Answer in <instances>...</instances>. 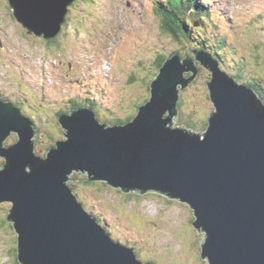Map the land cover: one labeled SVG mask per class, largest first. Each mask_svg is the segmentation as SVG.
Segmentation results:
<instances>
[{"label":"water","instance_id":"1","mask_svg":"<svg viewBox=\"0 0 264 264\" xmlns=\"http://www.w3.org/2000/svg\"><path fill=\"white\" fill-rule=\"evenodd\" d=\"M72 1L9 4L17 21L49 39ZM193 51L211 74L204 131L174 124L180 92L198 72L195 59L178 56L154 76L150 100L132 122L101 123L88 107L61 114L63 138L44 158L33 154L36 132L21 107L0 101V202L12 203L6 220L18 233L21 264H154L116 242L77 201L67 181L84 171L88 181L126 193L187 203L192 225L204 231L200 255L209 264H264V104L209 54ZM8 133L17 141L4 147Z\"/></svg>","mask_w":264,"mask_h":264},{"label":"rangeland","instance_id":"2","mask_svg":"<svg viewBox=\"0 0 264 264\" xmlns=\"http://www.w3.org/2000/svg\"><path fill=\"white\" fill-rule=\"evenodd\" d=\"M104 1L105 0H77V16L72 14L69 16L67 21L70 22L68 26L69 29L74 31V34L71 36L73 39H77L80 44L89 42L84 46L85 56L87 59L83 53H78V56L83 60V62H85L82 65L83 75L79 74L77 77L78 82H80L79 85L82 84V81L87 83V79L92 76V72H94L95 75L98 73V69L96 70L93 68V70H89L88 68L89 66L98 63L96 60L98 59L96 58L97 53L92 47H96L97 45L102 47L103 43L101 41L96 42L98 38L90 42L91 38L89 35V30H94L95 28H99L101 26V23L98 21V14L100 10L98 11L96 9L97 2H101L102 7L100 9L103 18L108 19V9L104 5ZM133 1L136 2V5L130 0H115L116 7L114 6V9H110V14L114 12L116 23L114 24L112 21H110L105 25V27L101 29L106 31L104 37L102 38L105 42L111 41L113 35L115 34L116 43L120 44L121 46V57L129 59L122 63L118 51L112 53L109 52V56L111 57L110 60L115 73L122 71V67L125 63H127L128 66L127 68L126 66L123 68L128 70L130 73H136V65L135 61L133 60L134 56L130 58L128 53V50L131 48L127 42L129 38L126 37L127 33H131L133 27L135 26H144V29L146 30V36L142 37L141 34H139V37L145 40L148 39V43L151 45L157 43L162 53H168L178 47L184 51L186 46H195V40L189 41L184 38L186 37L185 35L182 36L183 38L180 37V39L176 41L161 33L160 30H158L159 23L157 18L153 14L152 4L150 3L143 7L139 0ZM141 1L145 4V0ZM223 1L225 2V6L223 5ZM0 5H2L1 0ZM204 5L208 9L212 7L215 9L213 13H208L210 17H214L215 15H220L221 17L222 13L224 16H226V19L225 17H222L218 20V22L217 19H214L215 17L212 18L213 21H210L209 25L212 27V25L217 22V27L219 28L214 30L215 25L213 26L214 28L206 27L207 31L209 32H207L205 40L208 38V36H210L208 38L210 46L213 42L217 46L225 49L228 55L225 54V56L221 58L225 61L224 64L228 62V66L233 69V71H231L233 76L237 77L240 73L243 74V76L237 77L239 82H250L252 84L257 82L261 88H264V56H262L264 55V0H207L204 1ZM231 15L235 20L230 18ZM227 20L230 22L229 26L225 24ZM254 21L257 23H254ZM239 24L242 26L245 24L246 25L242 27ZM194 25H197L194 27L195 31L199 33L201 37H203V22L197 20L194 22ZM199 28L202 29L200 30ZM223 33L226 34L225 39H227V41H224ZM195 36L196 40L200 39V37L193 31V38ZM19 40L21 41L20 36ZM30 41L37 44V49L35 48L33 51L39 50V53H41L39 44H45L46 42H38L33 40ZM136 41L137 40L130 39L129 43L132 44ZM196 42L198 43V41ZM228 42L235 45L234 50L231 48V45ZM20 43V47L28 45V43L24 41H21ZM138 43L140 45L141 42L138 41ZM33 46L34 45H31V47ZM140 48L141 50L138 53V57L143 56L145 58V56L148 55V52L145 49V44L142 46L140 45ZM211 48L214 52H216L215 49L217 48L213 49L212 46ZM231 49L237 53L235 54L236 57L230 53L232 51ZM184 54L187 56L186 53ZM180 55L183 57L182 53ZM237 55L240 56L238 59ZM228 57L232 60L228 61ZM99 61L103 64L106 60L99 59ZM147 61H150L149 57L147 58ZM154 63L155 62L150 61L149 67L153 68L155 66ZM11 64V61H9L6 66L0 64V66L3 68L4 74L7 75V77L4 75V80L3 84L0 86V91L3 92V88H6V92L4 93L6 95H9V93L17 94V88L14 85L15 82H12L13 77H11V75L13 76L15 74H19V66H21L23 73H27L25 66H23L25 65L24 63L23 65L15 66H10ZM197 64L198 75L193 84L185 88L182 93V99L185 106L182 103L179 118L174 124L177 127H187L188 125L186 122L188 120L190 125L195 129H198L202 125L199 130L196 131H204L205 125L203 124L210 116L211 109L213 108L212 102L209 100V96H207L206 89L207 81L209 80L210 75L206 68L201 67L198 62ZM149 67L148 72H139V76L145 79V82L140 79L139 81H136V83L139 82L137 86L133 85L127 87V84L125 85L127 82L126 79L128 78L129 81L130 78V75L127 73H122L123 77L121 78L119 74L118 79L110 75L108 78H111V81H113L115 86L113 87L112 83H109V80L107 79L105 88L106 90L104 92L105 94H103L101 97H99L98 93L92 92L94 89V84L92 85L93 87H88L91 85L90 83L87 84V89L82 88V90H80L79 96L85 93L89 94L97 99L99 103L100 99H102L103 105L106 107V109H111L112 112H114V109H116L119 118H121L123 111L120 110V108H118L116 105L118 100H125V98L140 96L141 104L144 103L141 100L145 97V95H148V97L150 96L148 85L153 78V73H151L152 70H150ZM48 69L51 70L53 68L48 67ZM60 76V74L57 75V80L59 81L61 79ZM24 81L29 82L34 87L39 84L38 82L40 81V78L38 73L35 77L25 74ZM46 83L47 81L45 84ZM58 87H62V85H59ZM54 88L56 89L57 87ZM67 91L69 92L70 89L67 88ZM35 94L38 95L39 91H35ZM36 95L34 96L38 97ZM51 95L52 98L49 97V99L54 101L56 93L52 89ZM25 96L30 97L31 91L27 95L25 94ZM120 106L123 109V104H120ZM35 109L38 111L37 108ZM23 110L32 112L33 108H30V106L27 105ZM99 113L102 116L109 115L105 109H100ZM31 119L35 120V114L31 115ZM97 119L99 122L104 123L102 119L98 117ZM106 123H111V121H106ZM50 126L52 127L48 128V131L52 133H58L52 123ZM42 131L45 132L44 129H42ZM41 135H43V133L38 131L37 137L35 136V138H39V141L36 144L34 151L37 155L44 157L47 146L50 143H53V141H51L49 135L46 137ZM8 138L9 139L6 141L7 145L5 146L14 143L17 139L14 137V133H12ZM2 163L3 160L0 158V167ZM82 176H87V174H82ZM71 178L74 181L68 180L67 183L71 185V183L74 182L73 193L76 194L79 200H82V202L86 204L85 208H87L91 213H95L94 215H97L101 218L99 222L107 228L112 238L124 243V245L134 248L138 259L142 261L154 260L156 264H180V261L182 264H205V262L208 264L207 259L202 258L200 255L201 238L204 236V231H201V228L196 229L192 225L194 221V214L187 203L169 199L168 197L155 192H148L144 195H138L137 193L129 195L126 194V192L119 191L120 189L111 187L109 185L107 186L100 181H97L96 183H81L79 182L81 177H77L75 175ZM133 192L134 191H132V193ZM10 206L11 204L6 201L0 203V264H19L16 259V239L18 233L15 232V229L11 223L6 220ZM186 216L189 220H181ZM186 233L192 238V246L197 247L194 251L190 250L189 246L181 247L177 243V239L183 238ZM187 240H189V238H187Z\"/></svg>","mask_w":264,"mask_h":264},{"label":"trees","instance_id":"3","mask_svg":"<svg viewBox=\"0 0 264 264\" xmlns=\"http://www.w3.org/2000/svg\"><path fill=\"white\" fill-rule=\"evenodd\" d=\"M198 7H199V4L197 2H195L193 0H186L182 4L179 13L181 15L185 16L186 14H188V10L192 9L195 12V14L199 15L200 18H202L203 21L205 22L206 19H208L207 17H209V14H208L209 12L207 11V8H203L204 11H201L200 9L198 10ZM175 15H176L175 11H172V12H169V13H165V14L162 15L163 26L166 29H168L171 33H174V34H175V32L173 30V27H174L175 23H176L177 27H178L179 24H182V26H184L187 29L183 18L178 14L177 18H176V21H175L173 19L175 17ZM206 31H207V28L204 26V30H203L202 34L205 37L207 35ZM204 33H206V34H204ZM192 34L193 33H191L190 36H189V34H186V36H187V38L190 37L191 40H195L196 37L192 38L193 37ZM197 34L200 37V39H197L196 41H198V45H199L200 48L201 47H205L206 48L204 43L206 45H210L208 39H206V41H205V37L202 39L201 35L199 33H197ZM223 36H224L223 38L225 40L226 36L225 35H223ZM207 42H208V44H207ZM67 45H68L67 49H69L70 45L69 44H67ZM60 46H61V44L47 46L46 58L47 57H49V58H51V57H61L60 54H64V49L62 47H60ZM216 48L218 49V52H219V53L216 52L218 55H220V56L221 55L225 56V54L228 55L225 50H223L221 52V50H222L221 48L222 47H219V46L217 47L216 46ZM147 52H148V55L145 56V58L143 56H140L138 59L135 60V64L138 65L139 70H138V72L136 74H133V73L129 74L131 80L127 81V83H126L127 87L133 86V85L137 86L139 84V82L136 83V81H139L140 79H142V81L145 82V79H143L141 76H139V72H148V67H149L150 61H153L154 59H156V58L161 56V49L158 47L157 43L152 44V46L149 48V50ZM174 53H177V51L172 52L170 55H172ZM235 54H237V53L234 52L233 55L235 56ZM223 56H221V57H223ZM148 57H149L150 61H147ZM166 57L167 56H165V57L161 56L160 60L156 64L154 63L155 66L153 68H149L150 70H152L151 73L155 74L154 73V69H156V68H157V71H158V69L160 68L162 62L164 61L163 58H166ZM72 67L73 68H69L67 62H64V61H60L59 62V68H61L66 73L74 72L73 73L74 75H79L80 72H81V68L78 65H75V64ZM224 69L227 71L226 67ZM229 73L231 75H233L231 73V71ZM4 75H6V74L3 73V75L0 76L1 77L0 78V83H2V84H3V80H4ZM5 77H7V75ZM11 77H13L12 78V82L13 83L14 82L16 83L18 81L23 80V77L20 74H15L13 76L11 75ZM235 79L239 83V81L237 80V77ZM142 84H145V83H142ZM240 84H242V82H240ZM250 89H251V91L253 90V92H255L264 101V90L260 86L256 85V89H254L253 87L250 88ZM42 90H45L44 86H42ZM148 99H149V97L148 96L146 97V95H145V97L141 101L145 103ZM0 100H7V101H10V102H12V103H14L16 105H20V104L23 103L25 106H27V105L31 106L30 108H33V111L30 112V113L31 114H35V116L38 118V121L40 122V125H38L37 122H35L33 119H31V117H29L25 113L24 114L27 117L30 118V121L32 122V124L34 123L33 127L35 128V130L40 132V131H42V129L44 127L45 128V133H43V134H46V136L49 135V137L51 138L52 141H56L57 139H60L61 135L63 134V132H61L60 124L58 122V117L61 114L68 113L69 110H76V109L80 108L81 106H87V107L91 108L92 110H94L96 112L98 118H100V119H102L104 121H111L110 125L117 126V124L118 125H124L128 121L131 122L133 120V118H134L133 114H135L136 110H138V107H140V105L144 104V103L140 104V96H138V97L133 96L131 98H125V100L124 99L118 100L116 105L118 106V108H120V110L123 111V113L121 115V118L118 119V113H117L116 109H114L115 113L114 112L112 113V111H108L110 116L109 115L102 116L99 113V110L101 109L100 104L98 103V101H96V99H94L92 97L91 98L90 97H85V98L81 97L79 100L78 99L77 100H69V104H66V105L69 106V108H67L66 105H61V106L57 105V106L51 107L49 101L47 100V98L45 100L44 97H42L40 100H35L33 103H30L29 99H27V98H24L23 100H18V101H13V100L6 99V98H2V99L0 98ZM182 103L184 104L183 100H180L179 103H178V109H180V112H181ZM120 104H123V109L121 108ZM184 106H185V104H184ZM35 108H37L38 111H36ZM101 113H103V112H101ZM42 121H43V123H42ZM51 123L54 125L55 130L58 133H52V132L48 131V128L52 127V126H50ZM187 123H188V125L190 124V122L188 120H187ZM188 127L190 128L191 126L189 125ZM50 147H51L50 145L47 146L46 151L49 150ZM75 175L77 177H81V179L79 181L81 183H96L97 182V181H89V182L86 181L85 177H87V176H82L80 172L74 174V176ZM103 184H106V183L103 182ZM71 186H72V188H74L73 187L74 186V182L71 183ZM133 194H135V193H133ZM129 195H132V193H130ZM94 216H95L96 220H98V221L101 220V218L99 216H97V215H94ZM181 220H189V219L186 216V217H183ZM187 238H189V240H187ZM191 242H192V238L190 236H188L187 233H186L185 236H183V238L177 239L178 245H180L181 247L189 246L190 250L194 251L197 247L192 246ZM178 245H177V248H178ZM199 251H200V249H199ZM182 259H184V258H182ZM17 262H19L18 258H17ZM151 262L156 264L154 260H151ZM180 264H182L181 261H180ZM205 264H206V262H205Z\"/></svg>","mask_w":264,"mask_h":264},{"label":"bare ground","instance_id":"4","mask_svg":"<svg viewBox=\"0 0 264 264\" xmlns=\"http://www.w3.org/2000/svg\"><path fill=\"white\" fill-rule=\"evenodd\" d=\"M100 1V0H99ZM132 3L134 2V4L136 3L135 1H133V0H130ZM169 3V0H166L165 1V4H168ZM199 4V7H198V10L200 9L201 11H204V9H203V7L201 6V4L200 3H198ZM136 5V4H135ZM102 6H101V2H97V6H96V9L99 11V12H101V8ZM212 17V16H211ZM215 17V18H214ZM214 17H212V18H214V19H221V17H220V15H215ZM221 21V20H220ZM218 22V21H217ZM200 23V22H199ZM209 20L208 19H206V21L203 23V25L205 26V27H207V28H214L213 26L214 25H212V27L209 25ZM214 23V22H213ZM58 24H60V22L58 23ZM227 26H229V24H230V22H229V20H227L226 21V23H225ZM197 26V25H196ZM195 25H194V27H196ZM58 27H59V25H58ZM200 27V26H199ZM202 27V26H201ZM198 28V27H197ZM216 28H219V27H215L214 28V30L216 29ZM229 28H231V27H229ZM200 29V28H199ZM202 29V28H201ZM200 29V30H201ZM210 30V29H209ZM212 30V29H211ZM213 30V31H214ZM217 30V29H216ZM142 31H144V30H142ZM231 31H232V29H231ZM206 32H209V31H206ZM195 33V32H194ZM204 34H206V33H204ZM193 35V34H192ZM198 35V34H197ZM203 35V34H202ZM212 35V34H211ZM216 35V34H215ZM223 35H226V34H224L223 33ZM217 36V35H216ZM192 37V36H191ZM196 37V36H195ZM203 37H205V36H203ZM203 37H201V38H203ZM210 36H208V38H209ZM193 38V37H192ZM206 38V37H205ZM207 38V39H208ZM217 38V37H216ZM233 38V37H232ZM214 39V38H213ZM223 39V38H222ZM216 40V39H215ZM226 40V39H225ZM224 40V41H225ZM206 41V40H205ZM209 41V40H208ZM211 41V40H210ZM218 41V40H217ZM227 41V40H226ZM235 43V42H234ZM205 44V43H204ZM207 44H208V42H207ZM210 44V43H209ZM227 44V43H226ZM236 44V43H235ZM140 45H141V43H140ZM139 45V46H140ZM211 46L213 47V49H215L216 48V44L215 43H211ZM230 46V45H229ZM218 47V46H217ZM227 47V46H226ZM231 48H232V45H231ZM7 49H9L8 51H10V53L14 56V52L10 49V48H7ZM222 49V50H221ZM220 50H221V52L223 51V50H225L224 48H221ZM235 49V48H234ZM232 50V49H231ZM215 51L217 52V53H219L218 52V49H215ZM41 52V51H40ZM229 52H230V50H229ZM230 53H232V54H234V51L232 50ZM41 54V53H40ZM223 54V53H222ZM215 55V54H214ZM221 56H223V55H221ZM238 58H239V56H238ZM237 58V59H238ZM41 63H42V61H44V60H39ZM234 61V60H233ZM4 62L5 63H7L5 60H4ZM22 62L25 64L26 62H24V60H22ZM239 62H240V60H239ZM29 64V63H28ZM26 65V64H25ZM10 66H13V64H11ZM91 66H93V65H91ZM124 66H126V68H127V66H128V64L127 63H125L124 64ZM123 66V67H124ZM41 67H42V71H40V72H38V75L41 77V79L43 80V81H47L46 80V77H45V75L48 77V78H50V79H52L55 83H57V86H59V85H62V83L59 81V80H57V74H56V71L54 70V69H51V70H49L48 69V67H51V66H48L47 64H45L44 62L42 63V65H41ZM225 67V66H224ZM89 70H93V68L91 67V68H88ZM97 69H98V67H97ZM224 69V68H223ZM225 70V69H224ZM19 71L21 72V73H23L22 72V69H21V66H19ZM109 71V70H108ZM226 71V70H225ZM109 73V76L111 75V73L110 72H108ZM45 74V75H44ZM240 74H242V73H240ZM93 75H95V73L94 72H92V76L91 77H89L88 79H87V84H91V85H93L94 84V88L96 89V90H98V91H100L101 92V96L103 95V94H105L104 92H105V86L104 85H101L100 87H97V80L99 79V80H102L103 79V74L102 73H97L95 76H93ZM66 76V75H65ZM71 79H73V78H71ZM74 80V79H73ZM108 80H109V83H112V85H113V87L115 86V84L113 83V81H111V78H108ZM131 79L129 78V81H130ZM126 81H128V78L126 79ZM152 81V80H151ZM79 83L80 82H78V85H79ZM127 83V82H126ZM239 85H241L242 87H243V85L242 84H240V82L238 83ZM80 86V85H79ZM178 86H180L179 84H178ZM146 87V86H145ZM181 87V86H180ZM90 88V87H89ZM147 88V87H146ZM87 89V88H86ZM148 89H149V92H151V90H150V84L148 85ZM89 90V89H88ZM87 90V91H88ZM251 90V89H250ZM252 92H253V90H252ZM255 95H256V97H258V98H260L255 92H253ZM150 95H151V93H150ZM148 96V95H147ZM146 96V97H147ZM179 99V98H178ZM150 100V96H149V99H148V101ZM260 100L262 101V103L264 104V101L260 98ZM177 102H178V100H177ZM100 103L101 104H103V100L102 99H100ZM110 109V108H109ZM177 109H178V106H177ZM94 111V110H93ZM21 113H22V115H25L23 112H22V110H21ZM113 113V112H112ZM179 114H180V111H178V116H179ZM166 116V115H165ZM118 119H120L119 118V115H118ZM29 120V119H28ZM133 121V120H132ZM131 121V122H132ZM32 123V122H31ZM31 123H28L29 124V127L30 128H34L33 127V124H31ZM188 125V124H187ZM110 126H112V125H110ZM189 126V125H188ZM184 127L185 129H187V130H190V128L189 127ZM8 134H10V133H8ZM37 137V135H34V137ZM84 173H86L87 174V171H84ZM117 188V187H116ZM132 191H134V190H132ZM124 192V191H123ZM130 193H132L131 191L128 193V194H130ZM148 193V192H147ZM127 194V193H126ZM133 194V193H132ZM75 196H76V194H75ZM76 199H77V201L79 202V203H81L82 205H86V204H84L83 202H82V200H79L78 199V197L76 196ZM93 207V206H92ZM86 210L89 212V214H91V216L93 217V218H95V216H94V214L93 213H91L87 208H86ZM96 212V211H95ZM94 220H96V218L94 219ZM96 222H99L98 220H96ZM116 242H118V243H120V244H124V243H122V242H120V241H117L116 240Z\"/></svg>","mask_w":264,"mask_h":264},{"label":"flooded vegetation","instance_id":"5","mask_svg":"<svg viewBox=\"0 0 264 264\" xmlns=\"http://www.w3.org/2000/svg\"><path fill=\"white\" fill-rule=\"evenodd\" d=\"M2 5H0V53H10L8 51L10 48L14 52V56L10 53L11 57H16L17 52L14 49H18L19 39L17 30L20 29L23 34L25 33L18 25L17 21L13 16V12L10 9L7 0H1ZM9 27L14 28V30L9 31ZM19 99H15L18 101Z\"/></svg>","mask_w":264,"mask_h":264}]
</instances>
